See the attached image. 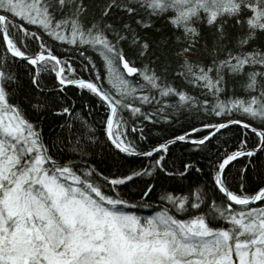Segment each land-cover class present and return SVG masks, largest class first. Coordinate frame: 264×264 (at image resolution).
I'll return each mask as SVG.
<instances>
[{
    "label": "snow or ice",
    "instance_id": "obj_1",
    "mask_svg": "<svg viewBox=\"0 0 264 264\" xmlns=\"http://www.w3.org/2000/svg\"><path fill=\"white\" fill-rule=\"evenodd\" d=\"M0 264H264V0H0Z\"/></svg>",
    "mask_w": 264,
    "mask_h": 264
},
{
    "label": "trees",
    "instance_id": "obj_2",
    "mask_svg": "<svg viewBox=\"0 0 264 264\" xmlns=\"http://www.w3.org/2000/svg\"><path fill=\"white\" fill-rule=\"evenodd\" d=\"M171 31L169 29H163L161 32H157V33H153L152 39L153 40H160L162 39V37L170 35ZM192 60H196L197 56H191L190 57ZM69 94L71 95V91L69 92Z\"/></svg>",
    "mask_w": 264,
    "mask_h": 264
}]
</instances>
